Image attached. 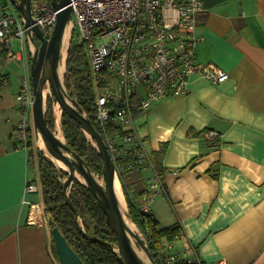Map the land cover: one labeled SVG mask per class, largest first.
<instances>
[{
	"label": "crops",
	"instance_id": "crops-1",
	"mask_svg": "<svg viewBox=\"0 0 264 264\" xmlns=\"http://www.w3.org/2000/svg\"><path fill=\"white\" fill-rule=\"evenodd\" d=\"M197 32L204 35L197 60L222 68L229 78L213 83L194 74L188 93L149 109L135 99L133 127L152 161L137 171L139 181L150 190V179L159 184L147 201L157 227L182 224L185 236L173 243L177 250L199 254L205 264H264V0H203ZM4 70L0 264H59L49 224L28 221L29 201L38 195L25 194L27 179L37 176L28 148L14 137L22 70L16 63ZM208 129L217 130L218 138H205ZM162 143L161 173L152 156Z\"/></svg>",
	"mask_w": 264,
	"mask_h": 264
},
{
	"label": "built area",
	"instance_id": "built-area-1",
	"mask_svg": "<svg viewBox=\"0 0 264 264\" xmlns=\"http://www.w3.org/2000/svg\"><path fill=\"white\" fill-rule=\"evenodd\" d=\"M73 7L71 29L86 43L96 92V120L116 166V174L127 166H149V152L133 127L135 99L149 109L168 96L186 94L190 79L201 74L213 83L224 82L229 73L214 64L197 60L196 46L204 40L197 32L203 0H70ZM34 24L45 37L55 30L58 10L52 0H31ZM29 26L17 9L15 0H0V86L7 81L4 70L16 63L22 70L20 91L16 96L20 119L14 129L18 146L27 148L34 128L35 95L28 52L33 49ZM20 40L15 50L14 40ZM143 94V96H142ZM123 134H119L117 129ZM208 129L204 137L218 138ZM131 156L123 162L121 158ZM151 187L157 188V180ZM34 177L26 181L25 194L38 193ZM26 202V200H24ZM28 221L48 223L42 201L30 202ZM148 210L147 203L143 206ZM159 264H205L199 254H186L167 244L166 256ZM215 264H225L218 260Z\"/></svg>",
	"mask_w": 264,
	"mask_h": 264
},
{
	"label": "trees",
	"instance_id": "trees-1",
	"mask_svg": "<svg viewBox=\"0 0 264 264\" xmlns=\"http://www.w3.org/2000/svg\"><path fill=\"white\" fill-rule=\"evenodd\" d=\"M65 86L69 96L75 100L77 107L85 112L93 121L98 130L101 131L96 120L97 104L96 92L93 83L91 62L88 56L86 43L81 40L74 31L71 36L69 52L67 57ZM54 96L47 99L46 119L48 125L55 130L56 114L54 110ZM61 128L68 145L81 155L89 167L97 174L102 175L103 159L93 142L82 130L81 125L73 119L66 111H62ZM34 132V131H33ZM31 133L28 142L29 160L38 164L39 185L42 193L50 233L52 239V249L59 260L52 235V227L58 226L69 243L79 253L86 264H123L116 251L108 244L88 239L81 232L75 223V212L68 204L63 193L64 180L68 176V171L59 167L46 153L38 146L34 133ZM119 134H123L121 129H117ZM193 134L197 132L192 131ZM167 149V143H162L159 150L153 153V164L157 171L164 170L162 159ZM131 156L121 158L123 162L129 160ZM142 166H127L120 172L119 178L127 201L129 216L136 223L147 241L152 254L159 264V257L166 256L167 244L181 240L185 236L181 223L177 222L170 226L158 228V222L154 215L145 211L143 206L156 192V188L150 190L139 181L137 173ZM138 178L132 182L133 178ZM139 181V182H138ZM70 198L77 208L80 219L88 233L117 244V236L109 226L106 216L100 207L96 196L82 182L75 180L70 187ZM145 195V196H144Z\"/></svg>",
	"mask_w": 264,
	"mask_h": 264
},
{
	"label": "water",
	"instance_id": "water-1",
	"mask_svg": "<svg viewBox=\"0 0 264 264\" xmlns=\"http://www.w3.org/2000/svg\"><path fill=\"white\" fill-rule=\"evenodd\" d=\"M15 1L17 2V9L25 19V24L30 27L29 35L33 43V49L30 50L31 77L35 95L33 121L36 134L39 138L43 139L45 149L38 146L54 162V158H57L67 166V168L60 166L68 171V176L64 180L63 193L66 201L75 212V223L77 228L83 232L88 239L108 244L111 249L117 252L123 264H157L147 241L129 224L128 219L130 220L131 218L129 216L128 205L124 209L123 202L117 190V179L120 181V178L116 174L115 163L101 132L96 128L92 119L77 107L75 100L69 96L65 86L66 66L65 72H62L61 67L63 64L65 34L68 26L71 25L73 13L70 0H52V4L54 8L58 10V14L55 30L50 38L45 37L40 27L34 24L35 20L33 17L31 0ZM71 36L72 30L69 36V44ZM68 52L69 46L67 57ZM65 65H67V58ZM47 84L50 85L53 96L61 107V112L63 110L66 111L75 119L97 148L103 159L102 175L95 173L89 167L86 160L68 145L64 133L63 138H61L59 131L56 129L53 130L48 125L46 119L47 105L45 96V87ZM78 173L81 174L83 180L78 177ZM98 176L102 177V181ZM75 180L88 186L96 196L106 216L107 223L117 236L118 241L116 245L111 242H106L92 233H88L84 228L79 212L73 205V201L69 195L70 187ZM120 184L122 187L121 181ZM52 235L61 264H86L58 226L52 227ZM136 244L142 247L147 256L146 258L140 252Z\"/></svg>",
	"mask_w": 264,
	"mask_h": 264
},
{
	"label": "rangeland",
	"instance_id": "rangeland-1",
	"mask_svg": "<svg viewBox=\"0 0 264 264\" xmlns=\"http://www.w3.org/2000/svg\"><path fill=\"white\" fill-rule=\"evenodd\" d=\"M71 30L72 29H70V34H71ZM76 32H78V30H76ZM72 34H73V31H72ZM69 46H70V44H69ZM14 48H15V50H20V40L18 39V38H16L15 40H14ZM28 57H29V60H30V70H31V54H30V52H28ZM46 88H48V90H47V92H46V105H47V99H48V97L50 96V97H53V92H52V90H51V88H50V85L49 84H47L46 85V87H45V89ZM54 110H55V114H56V126H55V129L56 130H58L59 131V127L61 128V115H62V112H61V107H59L58 106V103H57V101L54 103ZM62 129V128H61ZM33 133H34V136H35V139H36V142H37V144L39 145V146H41V144H40V138L38 137V135L36 134V131H35V127L33 128ZM63 131V130H62ZM33 165H34V172L36 173L35 175L37 176V179H38V175H39V173H38V164H37V162L36 161H34L33 162ZM60 167V166H59ZM99 177V179L102 181V177H100V176H98ZM37 182H38V185H39V180H37ZM40 186V185H39ZM36 195H38V200L37 201H42V193H41V189L39 190V192L36 194ZM131 220V219H130ZM136 231L137 232H139L140 234H141V236L144 238V235H143V233L141 232V230L139 229V227L138 226H136ZM145 239V238H144ZM176 242L179 244V240H176ZM137 245V244H136ZM137 247H138V249L140 250V252L145 256V258L147 257L146 256V254H145V252L143 251V249H142V247L141 246H139V244L137 245ZM59 264H61L60 263V260H59Z\"/></svg>",
	"mask_w": 264,
	"mask_h": 264
},
{
	"label": "bare ground",
	"instance_id": "bare-ground-1",
	"mask_svg": "<svg viewBox=\"0 0 264 264\" xmlns=\"http://www.w3.org/2000/svg\"><path fill=\"white\" fill-rule=\"evenodd\" d=\"M70 29H71V25L68 26L67 28V31H66V34H65V39H64V46H63V64H62V67H61V70L62 72H65V62H66V58H67V50H68V44H69V36H70ZM48 88L45 89V95H46V92H47ZM59 106V105H58ZM60 107V106H59ZM59 134H60V137L63 138V132H62V129L59 127ZM40 144H41V147L45 149V144L43 142V139L40 138ZM56 164L58 166H62L63 168H67L66 164L64 162H62L61 160L57 159V158H54ZM78 177L83 180V177L81 176L80 173H78ZM117 190H118V193H119V196L121 197V200L123 202V207L124 209L127 207V201H126V198H125V195L123 193V189L121 187V184H120V181L117 179ZM129 224L131 225V227L136 230V224L134 222H132L131 220H129Z\"/></svg>",
	"mask_w": 264,
	"mask_h": 264
},
{
	"label": "flooded vegetation",
	"instance_id": "flooded-vegetation-1",
	"mask_svg": "<svg viewBox=\"0 0 264 264\" xmlns=\"http://www.w3.org/2000/svg\"><path fill=\"white\" fill-rule=\"evenodd\" d=\"M39 42V41H38ZM31 58V57H30Z\"/></svg>",
	"mask_w": 264,
	"mask_h": 264
}]
</instances>
